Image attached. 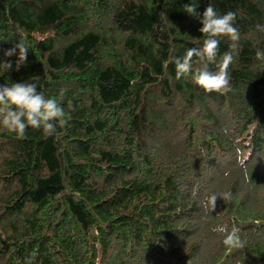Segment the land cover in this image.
I'll return each instance as SVG.
<instances>
[{
  "label": "trees",
  "instance_id": "trees-1",
  "mask_svg": "<svg viewBox=\"0 0 264 264\" xmlns=\"http://www.w3.org/2000/svg\"><path fill=\"white\" fill-rule=\"evenodd\" d=\"M188 2L0 0V83L64 89L69 112L47 138L0 130V264H264V0L198 2L236 14L223 93L169 62L204 39Z\"/></svg>",
  "mask_w": 264,
  "mask_h": 264
},
{
  "label": "clouds",
  "instance_id": "clouds-1",
  "mask_svg": "<svg viewBox=\"0 0 264 264\" xmlns=\"http://www.w3.org/2000/svg\"><path fill=\"white\" fill-rule=\"evenodd\" d=\"M199 0H189L182 5V10L189 16L196 17L200 27L198 31L204 35L200 47L188 48L183 55L170 58L174 65L175 77L180 79L191 74L193 82L205 92L229 91L230 74L228 67L233 60V52L226 51L218 60V44L221 38H226L232 43L230 49H235L240 33L235 26L236 14L227 11L218 13L211 3H207L202 13L197 12ZM257 31L264 32V25H255ZM28 48L23 43H15L4 50V57L15 56V68H19L27 59ZM255 56L258 60L264 59V50L256 49ZM195 58V60L193 59ZM199 66L194 68V63ZM214 66V67H210ZM13 67V61L0 60V74ZM64 89H60L55 96L46 95L38 90L36 81L20 80L0 83V130H6L22 138L25 129L31 127L39 130L47 138L54 136L57 128L63 127L69 116L62 104ZM71 108V102L67 103ZM230 192L221 194V198L228 200ZM217 197L215 194L208 197V205L214 206ZM220 231H225L223 227ZM239 228L233 226L223 238V244L229 247H241L242 241L238 236ZM31 264V261H28Z\"/></svg>",
  "mask_w": 264,
  "mask_h": 264
}]
</instances>
